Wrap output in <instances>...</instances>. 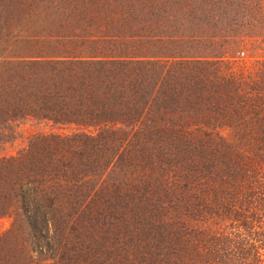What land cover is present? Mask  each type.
<instances>
[{"label":"trees","instance_id":"16d2710c","mask_svg":"<svg viewBox=\"0 0 264 264\" xmlns=\"http://www.w3.org/2000/svg\"><path fill=\"white\" fill-rule=\"evenodd\" d=\"M13 1L0 0V132L24 118L76 132L0 157V216L26 228L0 236V264H261L264 64L152 53L159 7L175 18L186 0H39L29 54ZM196 2L206 23L226 3ZM230 7L264 25L263 0Z\"/></svg>","mask_w":264,"mask_h":264},{"label":"rangeland","instance_id":"374dc122","mask_svg":"<svg viewBox=\"0 0 264 264\" xmlns=\"http://www.w3.org/2000/svg\"><path fill=\"white\" fill-rule=\"evenodd\" d=\"M232 1L225 0L226 3L223 6L215 9L219 18L216 23H212L211 20L208 23L199 22L193 18L201 15L197 11L194 12L193 7L197 3L196 0H186L189 6L181 14H172L176 16L175 18L161 13L163 8L159 7L160 11L156 13H159L158 16H161V20L157 22L154 18L149 23L150 51L155 55L202 57L204 61L227 63L234 72L252 70L255 66L264 64V25L255 23L247 25L246 18L241 16L239 9L234 8L232 11L230 7ZM18 2L19 0L13 1L12 7H15ZM21 2L23 3L22 8L11 11V13L18 11L15 14L17 15L16 19L12 20L13 25H18L17 21L20 15L24 19V21L20 19V28L25 31L24 38L20 43L18 41L15 44L22 48L20 51H26L23 49L25 47L29 51L27 53H36L39 52V32L46 28L42 23H39V0H22ZM19 11H21L20 14ZM103 26L106 27V24L103 23ZM138 28V25H135L134 32L138 31ZM85 29L86 32L89 31L87 28ZM133 29L130 30L131 33ZM240 51H243V54ZM178 60L171 59V61ZM75 132L76 130L72 126L54 125L51 122L33 118L19 119L9 123L6 129L1 130L0 157L18 156L27 148L30 139L34 136H70ZM20 218V215L14 212L0 216V236L13 229L19 231V234L23 232L26 228ZM188 224L193 228L202 226V223L192 219L188 220ZM226 226L227 223L212 219L206 221L204 228L213 232L228 231ZM260 253L261 264H264V248ZM44 263L67 264L61 260H47Z\"/></svg>","mask_w":264,"mask_h":264}]
</instances>
